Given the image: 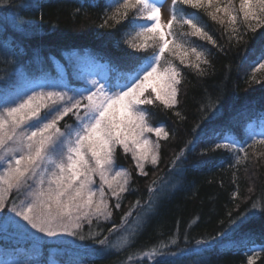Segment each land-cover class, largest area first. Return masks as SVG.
<instances>
[{"label":"snow or ice","instance_id":"6c2138e0","mask_svg":"<svg viewBox=\"0 0 264 264\" xmlns=\"http://www.w3.org/2000/svg\"><path fill=\"white\" fill-rule=\"evenodd\" d=\"M37 7L40 5L31 0L22 4L0 0V10L15 8L21 14ZM89 8L101 9V28L119 32V39L112 32L105 37L118 53L116 61L90 51H72L64 57L70 73L49 56L55 67L53 74L44 69L37 50L30 61L36 65L35 72L21 66L0 80V240L30 245L26 250L0 248V264H41L45 246L50 254L47 264H60L53 258L55 254L64 257L63 264H95L108 252L129 248L148 227L165 192L164 186L155 187L156 181L148 188V199L143 204L137 199L119 224L112 223L107 235L98 239L101 233L92 230L93 222L99 227L101 218L111 222L113 209L119 210L123 194L132 190L131 174L116 167L118 148L131 154L141 176L149 174L146 164L155 167L160 163L159 140H167L169 133L162 126H153L150 108L158 103L184 119L177 108L185 79L181 65L194 68L200 76L213 74L209 71L210 49L178 38L177 27L184 29L181 36L198 38L220 52L224 46L209 33L201 12L230 33L229 42L246 43L248 33H252L261 49L249 65L245 83L262 82L257 73H264V32L255 34L264 28V0H239L238 8L235 0H171L170 4L168 0H78L75 11ZM7 16L0 11V33L5 31V23L22 35L38 32L36 26L18 22L19 15L13 14L10 21ZM17 47L11 38L0 41V56L6 65L13 63L9 57L17 56ZM19 53H23L22 48ZM190 56L195 57V63L189 62ZM223 99L222 91L209 96L201 105L199 121L209 116L212 121L221 118ZM233 119L230 117L229 123ZM198 128L199 122L193 132ZM211 131L217 139L201 154L226 149L232 157L228 167H234L248 159L249 148L255 155L257 147L264 146V111L243 126L242 139L227 126L213 125ZM149 134L158 139L151 140ZM210 140L208 131L201 129L172 161L169 171L176 169L181 175L176 162L183 159L184 152L195 151L201 141ZM238 191L237 186L233 200ZM112 199L115 203L110 207ZM261 199L264 191L245 212L233 217L229 211L227 227L215 236L197 239L195 247H181L172 235L136 254L145 264H193L192 257H203L217 247H244L246 264H256L264 258V245L248 246V233H242L238 240L232 237L259 220L257 213L264 212L258 207ZM259 222L264 231V220ZM87 240L92 241L91 246L83 243ZM95 245L100 246L99 251Z\"/></svg>","mask_w":264,"mask_h":264},{"label":"trees","instance_id":"16d2710c","mask_svg":"<svg viewBox=\"0 0 264 264\" xmlns=\"http://www.w3.org/2000/svg\"><path fill=\"white\" fill-rule=\"evenodd\" d=\"M27 2L30 0H11L12 4ZM31 2L40 7L24 11L22 14L15 8L0 10L8 13L9 21L13 14H17L20 16L18 22H22L25 26L34 25L38 29L36 34L27 36L13 31L9 23L4 24L5 31L0 33V41L11 38L13 46L18 47L17 56L9 57V60L13 61L12 64L6 65L3 57L0 56V80L6 78L7 73L21 66L29 73L35 72L36 65L30 61H33L37 50L43 58L44 69L52 71L53 74L55 68L48 59L49 56L55 57L67 68L64 57L72 51H90L116 61L118 53L105 40V37L112 32L116 34V39H119V32L117 29H104L99 26L101 9L89 8L86 11L76 12L78 0H31ZM236 7L238 8V5ZM187 11L194 10L187 9ZM200 16L207 24L209 33L218 44L224 46V51L220 52L205 41L195 37L188 38L210 49L209 59L212 69L209 71L213 74L200 76L194 68H184L181 65L185 79L180 86V102L177 108L184 119H178L172 111L163 109V106L158 103L150 108L153 114L151 123L154 126H162L169 133L167 140L159 141L160 163L155 167L147 165L145 170L149 173L148 176H141L131 157L118 148L116 166L125 168L131 174L129 187L132 190L123 194L121 208L113 209L111 222L100 220L97 227V222L94 221L92 230L101 233L98 239L107 235L112 223L119 224L121 216L137 199L142 204L148 199V188L153 181L157 182L155 187H165V192L159 201L158 212L148 227L136 238L134 244L119 253H106L102 259L96 260L95 264H145L136 253L156 245L160 240H168L172 235L177 236L181 247L186 244L195 247L197 239L215 236L227 227L229 211L232 212L233 217L238 216L249 209L252 202L264 191V146H258L255 155L249 148L248 159L242 160L234 167H228L232 157L226 149L201 154L205 147L217 139L211 131L213 125L227 126L242 139L243 126L249 120L256 118L259 112L264 111V73H257L261 83L251 85L245 83L249 65L260 54L261 45L252 33H248L246 43L236 44L235 40L229 42L230 33H225L221 25L212 21L203 12ZM226 27L227 25L224 26ZM261 32H264V28L259 29L255 36H259ZM120 47L124 48L125 45L121 44ZM19 48L23 49L22 54L19 53ZM189 62L195 63L194 56L189 57ZM201 67L207 66L201 65ZM217 91H222L224 95V115L215 121H212L211 116L207 120L199 121L202 103H206L209 96H215ZM230 107L231 110H229ZM230 117H234L231 123H229ZM198 122L200 128L194 133L193 128ZM201 129L208 131L211 140L207 143L201 141L195 151L184 152L183 159L176 162V168L182 169L181 175L177 174L176 169L170 172L169 167L172 161L181 153L189 140L194 141ZM216 130L220 131V128ZM234 173L235 182L233 181ZM237 186L239 187L238 198L233 200L232 193L237 190ZM250 187L253 189L252 192L248 191ZM114 203V199L110 200V207ZM258 207L264 209V199L259 201ZM257 216L259 220L246 225L232 239L238 240L242 233H248L250 236L248 246L252 243L264 245V231L261 230L259 222L264 220V212L257 213ZM87 230L88 226L85 225V232ZM83 243L92 245L90 240ZM29 246L27 242L16 244L13 240L5 244L0 240V248H6L9 251H14L16 248L26 250ZM48 247H44L41 264H47L50 255ZM95 247L98 251L100 250L99 245ZM245 253L244 247L231 250H221L217 247L205 253L203 257L194 256L191 259L193 264H205V262L206 264H246ZM129 257H131L130 260ZM53 258L63 264L64 257L55 254ZM256 264H264V258L258 259Z\"/></svg>","mask_w":264,"mask_h":264},{"label":"rangeland","instance_id":"374dc122","mask_svg":"<svg viewBox=\"0 0 264 264\" xmlns=\"http://www.w3.org/2000/svg\"><path fill=\"white\" fill-rule=\"evenodd\" d=\"M171 3V0H168V4H170ZM236 5H238V7H239V0H235V6ZM165 9H167V5H165ZM167 11L165 10V12H164V19L166 20L167 19ZM184 29H181L180 27H177V29H176V31H177V34H178V38H180V39H188V38H190V37H183V36H181L180 35V33L183 31ZM67 55V54H66ZM192 56H190V58H191ZM169 59H173L172 57H169ZM194 61H195V57H194ZM177 64H179V61L178 60H176L175 61ZM55 68V67H54ZM68 71H69V73L71 72V69L70 68H68ZM62 123V122H61ZM154 126V125H153ZM149 137H150V139L151 140H153V141H156L158 138L155 136V134H149ZM161 140V139H160ZM159 140V141H160ZM122 150V149H121ZM123 151V150H122ZM130 157H131V154L129 153L128 154ZM131 159H132V157H131ZM133 161V160H132ZM133 164H134V166H135V163H134V161H133ZM147 165H150V164H146V166ZM145 166V167H146ZM117 167V166H116ZM117 168H123V167H117ZM136 168V167H135ZM123 169H125V168H123ZM138 171V170H137ZM96 180H97V182H99L98 181V177L96 178ZM101 220H103V218H101Z\"/></svg>","mask_w":264,"mask_h":264}]
</instances>
